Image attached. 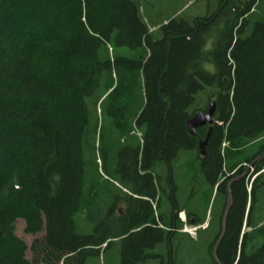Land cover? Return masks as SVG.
<instances>
[{
    "label": "trees",
    "instance_id": "1",
    "mask_svg": "<svg viewBox=\"0 0 264 264\" xmlns=\"http://www.w3.org/2000/svg\"><path fill=\"white\" fill-rule=\"evenodd\" d=\"M150 6L0 0V264H89L117 244L120 264H179L195 238L207 264H264L262 0ZM213 100L201 156L207 128L187 123ZM19 219L45 232L30 249Z\"/></svg>",
    "mask_w": 264,
    "mask_h": 264
},
{
    "label": "rangeland",
    "instance_id": "2",
    "mask_svg": "<svg viewBox=\"0 0 264 264\" xmlns=\"http://www.w3.org/2000/svg\"><path fill=\"white\" fill-rule=\"evenodd\" d=\"M151 3L150 9L154 10V14L157 17L158 15H169L174 11L180 10L179 13L184 12L186 16L194 17L197 15H201L205 12H208V7L216 5L217 0H198L196 3L192 4V2H188V0H149ZM154 3V5L152 4ZM262 12H264V0H262L261 6ZM153 28L152 30H154ZM211 48V47H210ZM181 162V161H180ZM183 165V164H182ZM246 165V171L244 174L250 176L253 173V169H251L252 164H243ZM255 176L251 175V179L253 180ZM251 180V181H252ZM188 189V188H187ZM126 190V189H125ZM115 192L118 193V190L115 189ZM202 206V204L200 205ZM124 205L118 204L117 209H121L123 211ZM179 218L182 220V216L186 219V214L180 212ZM85 217H83L84 219ZM209 215L207 223L202 225L201 227H206L208 225ZM82 225L85 226L86 223L84 220L81 221ZM191 227H197L194 225H185L183 228V232H187L191 237H197V230L195 233H190L186 229H190ZM198 228V227H197ZM16 234L23 239L29 249L36 238L42 239L44 237L45 232H40L38 234L32 235L25 232V222L23 219H19L16 223ZM207 238L202 240H198L197 238L193 240H184L182 252L179 253L178 263L179 264H207L208 260V244L206 243ZM105 246V245H104ZM120 250L121 245L117 244V246H111L106 252H102L100 257H92L89 264H120ZM160 250L162 253L165 252V248L163 245L160 246ZM28 258H31L30 250L27 252ZM149 264H156L155 262H151Z\"/></svg>",
    "mask_w": 264,
    "mask_h": 264
},
{
    "label": "water",
    "instance_id": "3",
    "mask_svg": "<svg viewBox=\"0 0 264 264\" xmlns=\"http://www.w3.org/2000/svg\"><path fill=\"white\" fill-rule=\"evenodd\" d=\"M216 101H213L210 104L209 109L206 112L200 111L195 113L191 119H189L187 126H188V130L190 132V134L192 136H196L197 135V129L204 127V126H209L208 128V133L205 137V139L200 140L199 142V152L202 156L206 155V147L208 144V141L210 139L211 133L213 131L214 128V124L216 123L215 120V115H216ZM217 187V186H216ZM228 202L227 205L225 207V211H224V215L222 218V230H221V235L214 247V255H216L218 246L225 234L226 231V222H227V217L230 211V208L232 206L233 203V199H232V195H231V190H230V183L228 184Z\"/></svg>",
    "mask_w": 264,
    "mask_h": 264
},
{
    "label": "built area",
    "instance_id": "4",
    "mask_svg": "<svg viewBox=\"0 0 264 264\" xmlns=\"http://www.w3.org/2000/svg\"><path fill=\"white\" fill-rule=\"evenodd\" d=\"M182 220H184L185 221V217L184 216H182ZM187 231H189L190 233L192 232V233H195V231L197 230V227H191L190 229H186Z\"/></svg>",
    "mask_w": 264,
    "mask_h": 264
},
{
    "label": "bare ground",
    "instance_id": "5",
    "mask_svg": "<svg viewBox=\"0 0 264 264\" xmlns=\"http://www.w3.org/2000/svg\"><path fill=\"white\" fill-rule=\"evenodd\" d=\"M213 101H215V100H213ZM213 101H211L210 102V104L213 102ZM209 107H210V105H209ZM217 108V107H216ZM209 109V108H208ZM204 127H207V133H208V128H209V126H204ZM202 128V127H201ZM207 135V134H206ZM206 137V136H205ZM205 139V138H204ZM203 140V139H202ZM200 142V141H199ZM198 149H199V146H198ZM201 155V154H200ZM202 156V155H201ZM174 173V172H173ZM175 180V179H174Z\"/></svg>",
    "mask_w": 264,
    "mask_h": 264
},
{
    "label": "flooded vegetation",
    "instance_id": "6",
    "mask_svg": "<svg viewBox=\"0 0 264 264\" xmlns=\"http://www.w3.org/2000/svg\"><path fill=\"white\" fill-rule=\"evenodd\" d=\"M118 212H119V214H122L123 213V211L121 209H118Z\"/></svg>",
    "mask_w": 264,
    "mask_h": 264
},
{
    "label": "clouds",
    "instance_id": "7",
    "mask_svg": "<svg viewBox=\"0 0 264 264\" xmlns=\"http://www.w3.org/2000/svg\"><path fill=\"white\" fill-rule=\"evenodd\" d=\"M184 214H185V212H184ZM184 221V220H183ZM184 222H187V220L185 219V221ZM187 225V224H186Z\"/></svg>",
    "mask_w": 264,
    "mask_h": 264
}]
</instances>
